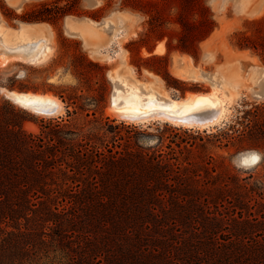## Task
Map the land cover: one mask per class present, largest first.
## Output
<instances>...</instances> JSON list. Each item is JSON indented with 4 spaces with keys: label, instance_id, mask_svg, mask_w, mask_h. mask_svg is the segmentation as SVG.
Listing matches in <instances>:
<instances>
[{
    "label": "trees",
    "instance_id": "obj_1",
    "mask_svg": "<svg viewBox=\"0 0 264 264\" xmlns=\"http://www.w3.org/2000/svg\"><path fill=\"white\" fill-rule=\"evenodd\" d=\"M50 8L26 18L53 20L60 13ZM200 8L214 18L209 5ZM216 26L196 30L197 42ZM103 88L106 98V76ZM57 93L67 116L41 118L39 133L27 131L28 117L0 98V264H264L259 221L239 219L226 233L219 217L221 201L246 206L248 187L237 176H229L236 190L228 193V180L210 184L172 144L166 152L163 136L142 145L136 127L124 145V135L109 143L103 122L88 131L71 119L82 110L99 120L90 103ZM172 142L183 149L184 140Z\"/></svg>",
    "mask_w": 264,
    "mask_h": 264
},
{
    "label": "rangeland",
    "instance_id": "obj_2",
    "mask_svg": "<svg viewBox=\"0 0 264 264\" xmlns=\"http://www.w3.org/2000/svg\"><path fill=\"white\" fill-rule=\"evenodd\" d=\"M93 1L0 0L4 29L17 31L23 25L40 26L37 35L49 37L54 49L41 62L22 58L0 62V98L10 100L28 117L23 126L29 132H40L43 117L67 116V102L57 93L64 90L66 101L69 95H74L78 101L90 103L88 107L97 111L99 119L78 110L72 121L88 131L103 122L109 143L115 136L124 135L119 139L124 145L129 130L134 127L140 131V143L146 147L157 145L163 136L165 151L169 152L172 144L181 160L186 164L191 161V167L202 179L211 180L210 184L214 181L216 185H224L223 181L228 180L231 188L228 193H232L236 183L229 176H237L247 185L244 208L236 207L233 198L229 199L232 202L220 203H224L219 207L223 213L219 217L228 226L226 233L231 231L234 221L244 218L257 219L259 232L264 233V6L262 11L248 15V1L253 0H98L96 4ZM44 4L51 7L49 12L60 14L52 17L53 20L26 18L30 15L27 12ZM202 4L211 7L215 19L200 8ZM142 23L144 27L124 41L123 34ZM214 23L217 26L213 32L198 43L199 33L195 31L200 28L207 31ZM39 35L34 40L40 39ZM160 39L166 41L168 53L150 54L147 45L153 47ZM35 45L24 47L35 48ZM6 52H12L11 48L3 46L0 38V60ZM218 63L248 64L255 78L250 79L244 92L227 102V116L216 126L188 127L157 118L133 121L111 108L114 88L122 86L115 76L142 82L147 90L156 91L163 98L183 99L188 93L214 89L223 94L215 72ZM167 69L173 75H167ZM105 76L109 85L106 98L103 96ZM156 77L161 81L160 86L154 83ZM6 90L52 93L62 102L61 112L48 115L32 111L11 99ZM172 140H184L183 149ZM253 153H258L260 159L245 166V157ZM212 208L216 210L215 206Z\"/></svg>",
    "mask_w": 264,
    "mask_h": 264
},
{
    "label": "bare ground",
    "instance_id": "obj_3",
    "mask_svg": "<svg viewBox=\"0 0 264 264\" xmlns=\"http://www.w3.org/2000/svg\"><path fill=\"white\" fill-rule=\"evenodd\" d=\"M4 28L5 26L0 20V38L2 44L7 48H11V51L14 53H12L13 55L4 53L5 56L1 54V63H6L13 57L32 62H41L50 55L52 47L49 37H42V35L38 34L41 38L34 40L38 36L37 33H39L40 26L23 25L17 31L6 30ZM40 42L42 43L40 44ZM26 44L36 45L35 48L28 49L25 48ZM159 50L163 51L164 47H160ZM115 78L122 86H115L111 98V108L119 116L133 121H147L157 118L170 120L175 124L188 127L210 128L220 124L226 118L229 110L226 95L224 93L223 96L220 95L216 89L207 93H188L183 99L174 97L163 98L160 93L151 89L147 90L142 82L137 83L123 76H115ZM262 88V92L264 93V86ZM20 95L24 99L26 106L31 103L41 102L47 105H56L58 113L59 111L61 112L62 102L52 93L29 91L22 92ZM27 108L30 107L28 106ZM255 154L259 155L258 153Z\"/></svg>",
    "mask_w": 264,
    "mask_h": 264
},
{
    "label": "crops",
    "instance_id": "obj_4",
    "mask_svg": "<svg viewBox=\"0 0 264 264\" xmlns=\"http://www.w3.org/2000/svg\"><path fill=\"white\" fill-rule=\"evenodd\" d=\"M248 3H250L247 8L248 12L250 13L248 15H252L253 13L255 14L262 11V8L264 6V0H253L250 2L248 1ZM142 26L144 27V23H142V25L138 24L137 26H135L132 32L123 34L124 41L132 37L133 33H138L139 28ZM162 46L164 47V50L160 51L159 48ZM51 47V50H53L52 45ZM147 50L150 54L153 55H164L168 53L169 48L166 41L164 39H160L158 40V42H156V44H154L153 47L147 48ZM10 53L12 54L14 52L12 51ZM218 62L221 61L218 60ZM215 72L218 75V85L222 89V92H224V94L226 95L227 101L233 99V97H235L237 94L244 92L245 87H247V85L251 83L250 79L255 78V76L252 75L248 64L243 66L241 64L230 63L228 66H226L224 63H218ZM160 82L161 81L156 77L154 83L160 86ZM219 93L222 94L221 92Z\"/></svg>",
    "mask_w": 264,
    "mask_h": 264
},
{
    "label": "water",
    "instance_id": "obj_5",
    "mask_svg": "<svg viewBox=\"0 0 264 264\" xmlns=\"http://www.w3.org/2000/svg\"><path fill=\"white\" fill-rule=\"evenodd\" d=\"M96 3H98V0L93 1V4H96ZM7 54L8 55H13L11 53H7ZM22 92L23 91L8 90L7 91V95L11 99L15 100L16 102L24 105L25 107L29 106L30 108H32L36 112H40V113H44V114H48V115H53V114H56L58 112V109H57L56 105H47V104H44V103H41V102L31 103V104H28V106H26V104H24V99L20 95Z\"/></svg>",
    "mask_w": 264,
    "mask_h": 264
},
{
    "label": "snow or ice",
    "instance_id": "obj_6",
    "mask_svg": "<svg viewBox=\"0 0 264 264\" xmlns=\"http://www.w3.org/2000/svg\"><path fill=\"white\" fill-rule=\"evenodd\" d=\"M259 159V155L253 153L244 159L243 164L245 166H251L254 165Z\"/></svg>",
    "mask_w": 264,
    "mask_h": 264
}]
</instances>
